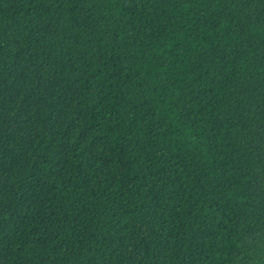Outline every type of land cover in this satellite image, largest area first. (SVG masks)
I'll return each mask as SVG.
<instances>
[{
  "label": "trees",
  "instance_id": "16d2710c",
  "mask_svg": "<svg viewBox=\"0 0 264 264\" xmlns=\"http://www.w3.org/2000/svg\"><path fill=\"white\" fill-rule=\"evenodd\" d=\"M0 264H264V0H0Z\"/></svg>",
  "mask_w": 264,
  "mask_h": 264
}]
</instances>
